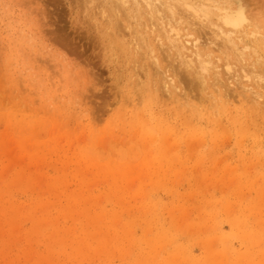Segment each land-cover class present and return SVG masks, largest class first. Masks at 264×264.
<instances>
[{
	"label": "rangeland",
	"instance_id": "rangeland-1",
	"mask_svg": "<svg viewBox=\"0 0 264 264\" xmlns=\"http://www.w3.org/2000/svg\"><path fill=\"white\" fill-rule=\"evenodd\" d=\"M136 1L0 0V264H264V0Z\"/></svg>",
	"mask_w": 264,
	"mask_h": 264
},
{
	"label": "bare ground",
	"instance_id": "bare-ground-1",
	"mask_svg": "<svg viewBox=\"0 0 264 264\" xmlns=\"http://www.w3.org/2000/svg\"><path fill=\"white\" fill-rule=\"evenodd\" d=\"M109 1H111V2H109V3H113V4H115V6L118 8V6H120L121 8H122V10L124 11V15L126 14L125 13V11H126V9L128 8L129 9V11L131 10L132 11V9L131 8H129V7H127V8H125L123 5H124V3L126 2H124V0H109ZM114 1H117V2H115L114 3ZM175 1V2H174ZM188 1H190V0H143L142 2L144 3V5H145V9L149 6V15H150V17L151 18H154L155 16H157V17H155L156 19H158V21L160 20L161 21V23L164 21L165 22V26H166V28H167V30L166 31H168V32H170L171 30H173L174 28L172 27V25H170V22H172V20H174L175 19V15H176V6H179V5H182V3H184V4H187V2ZM211 1V0H210ZM135 2L137 3V1L135 0ZM206 2V1H205ZM125 4H127V2L125 3ZM110 5V4H109ZM202 5H203V3H202ZM114 6V7H115ZM136 6H138L137 4H136ZM190 7V5H188L187 4V7ZM174 7H175V9H174ZM194 8V7H193ZM128 9H127V11H128ZM137 10V9H136ZM141 10V9H140ZM126 11V12H127ZM196 12H197V10H196V8H195V14H196ZM243 10L242 11H227V10H225L223 13H220V14H218V21H219V23H218V21H216L215 23L216 24H218L217 26L219 27V24L221 23L222 25L223 24H225L226 26H229L230 28H232L233 30H234V27H240V25H242L241 23H243L245 20H247L248 18H247V16L245 17L244 15H243ZM130 14H131V12H129ZM134 13V12H133ZM137 13V12H136ZM136 13H135V15H136ZM156 13H158V14H156ZM166 13H169V14H166ZM128 14V13H127ZM142 14V13H141ZM132 15V14H131ZM130 15V16H131ZM134 15V14H133ZM206 15H208V14H206L205 13V16ZM126 17H127V15H125ZM208 16H206V18H207ZM150 18V19H151ZM115 21H116V19H114ZM178 20V19H177ZM179 21V20H178ZM177 22V21H176ZM209 23H211L212 24V22H210L209 21ZM246 23V22H245ZM250 24V23H249ZM255 24V23H254ZM255 25H257V24H255ZM158 26V25H157ZM178 26V25H177ZM221 26V25H220ZM224 26V25H223ZM222 26V27H223ZM216 27V26H215ZM225 27V26H224ZM163 28V27H162ZM164 29V28H163ZM216 29H217V27H216ZM219 29V28H218ZM220 29H221V27H220ZM240 29V28H239ZM238 29V30H239ZM252 29V28H251ZM165 30V29H164ZM196 30V29H195ZM223 30V29H222ZM254 30V29H253ZM219 31H221V30H219ZM237 31V30H236ZM241 31H243V30H241ZM256 31V30H255ZM167 32V33H168ZM231 32V31H230ZM229 31H227V32H224L225 34L227 33V40H228V42H229V44H231V41H232V39L234 38H232L231 37V33H230ZM234 32H235V30H234ZM234 32H232V33H234ZM219 34H222L223 32H218ZM218 33H217V35H218ZM253 33V32H252ZM255 34V33H254ZM168 35V34H167ZM176 34H174V36H175ZM178 35V34H177ZM243 35V34H242ZM171 36V35H170ZM173 36V37H174ZM178 37V36H177ZM243 37V36H242ZM172 38V37H171ZM239 38V37H238ZM237 38V39H238ZM176 39V38H175ZM239 40V39H238ZM241 40V39H240ZM175 41V40H174ZM226 41V40H225ZM227 42V41H226ZM233 43V42H232ZM236 44H234V45H232V46H235ZM228 46V45H227ZM230 46V45H229ZM234 48V47H233ZM262 48V47H261ZM260 48V49H261ZM235 49V48H234ZM197 54V53H196ZM208 54V53H207ZM207 54H206V56H207ZM202 55V54H201ZM198 57H201V56H198ZM206 58V57H205ZM202 59V58H201Z\"/></svg>",
	"mask_w": 264,
	"mask_h": 264
}]
</instances>
